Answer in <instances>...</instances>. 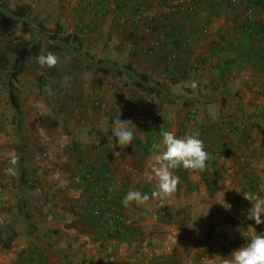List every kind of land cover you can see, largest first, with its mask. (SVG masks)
<instances>
[{"label":"rangeland","instance_id":"obj_1","mask_svg":"<svg viewBox=\"0 0 264 264\" xmlns=\"http://www.w3.org/2000/svg\"><path fill=\"white\" fill-rule=\"evenodd\" d=\"M0 1L25 5L48 32L58 24V35L76 38L71 46L49 43L29 23L30 33L12 43L8 56L11 66L22 50L19 69L0 72V264H220L247 243L240 231L255 234L247 229L252 226L264 233V224L246 219L251 203L243 198L264 184V10L255 7L263 0L227 5L200 0L190 14L183 11L185 0ZM248 9L263 32L251 42L240 27ZM172 33L185 43L184 54L160 46ZM8 41L0 36V51ZM32 44L39 45L35 55ZM237 47L246 51L244 64L225 73ZM42 50L63 63L40 87L35 57ZM124 65L149 76L152 84L137 85L141 81ZM65 75L71 78L67 87L61 85ZM49 86L54 95L45 92ZM117 117L136 126L132 144L124 149L112 137ZM163 131L204 141L212 157L205 175L181 168L174 172L180 183L171 198L124 206L130 190H155L149 174L160 151L153 146L161 143ZM103 135L107 143L100 146ZM140 150L147 160L135 162L131 157ZM12 156L18 158L15 165ZM103 163L110 201L135 225L124 234L98 230L89 219L97 197L87 188ZM159 208L186 217V230L158 222Z\"/></svg>","mask_w":264,"mask_h":264},{"label":"clouds","instance_id":"obj_2","mask_svg":"<svg viewBox=\"0 0 264 264\" xmlns=\"http://www.w3.org/2000/svg\"><path fill=\"white\" fill-rule=\"evenodd\" d=\"M21 33L18 31L17 35ZM53 43V42H49ZM35 63L40 69H52L57 65H62V60L55 53L48 51L41 53L35 57ZM70 77L65 75L61 79V85L67 87L70 82ZM193 89L197 87L195 81L190 85ZM48 95H54L53 89L49 86L45 88ZM133 129L136 126L131 120L120 121L119 117L113 120L111 132L115 140L116 146L120 149L127 148L132 144L134 138ZM162 141L159 145H154L155 148L160 149L159 154L155 155L154 163L150 169V179L156 182V188L151 194L142 193L141 191L130 190L123 198L122 203L128 206L135 202L139 205H144L150 199H169L177 191L180 183L179 176L174 172L177 169H183L192 173H203L208 167L207 162L212 159L211 154L205 150L204 141L198 136L185 135L177 137L171 131H163L161 133ZM116 157L120 156V152H114ZM18 158L12 156L10 163L15 165ZM7 173L14 175V169H6ZM264 184L258 185L256 193H246L243 198L251 203V208L247 211L246 219L254 221L255 225L264 224L262 216H264ZM223 207L226 210L230 209V205L223 202ZM226 205V206H225ZM251 234L248 230L240 231V235L247 241L239 249L233 251L230 256L221 258L220 264H264V233L257 234L252 226Z\"/></svg>","mask_w":264,"mask_h":264},{"label":"trees","instance_id":"obj_3","mask_svg":"<svg viewBox=\"0 0 264 264\" xmlns=\"http://www.w3.org/2000/svg\"><path fill=\"white\" fill-rule=\"evenodd\" d=\"M196 1H200V0H185L186 2V7L183 8L185 12H188L189 14L191 13L192 10V6H193V2L197 3ZM222 2L223 5H227L228 3L231 4V2H229L230 0H220ZM233 3L235 2H239L240 0H231ZM256 2V1H255ZM209 3L211 4V2L209 1ZM225 3V4H224ZM103 5H105L103 3ZM212 5V4H211ZM255 7L257 8H261L262 10H264V0L263 1H257V3H255ZM177 8L181 9L182 6H177ZM105 10H107L105 8ZM173 13H179L180 11L176 8H172ZM252 10L247 11L246 14V18L245 21L243 20V22L240 24V27L243 31H245V33H247V38H253L254 35L257 36H263V32H258L257 28L255 27V25L257 24L256 21H252L250 16L252 14ZM30 24H33L36 27V31H37V35L38 37H44L47 40H50L51 42L57 41L66 45H72L74 41H76V38L72 35H67V36H62V35H58V31L61 28L60 25H56L53 31H47V28L45 27L44 24H42L41 22L38 21L37 19V13L32 12L31 10H29V8L27 6H23V5H19V6H6L4 5V3L2 1H0V36H5L9 39L8 41V45L6 46V48L4 49V51H0V72H7L8 73V67H11V69H19V64L21 62L22 56H23V52L22 50L17 54V56H15L14 58V63H12L11 66H9V53L11 52V50H13L14 48V44H12L13 42H21V37L24 34L30 33V30L28 29V27L30 26ZM20 32V35H17V32ZM176 36L172 33L169 35H166L165 37H163L160 41V46L163 47L164 45L168 46L170 48V50L175 53L174 51H180V53L184 54L185 51H187V47L185 45V43H181L180 41L175 39ZM251 40V39H250ZM227 41V39H226ZM29 42V43H27ZM26 44L29 45L31 44V40L27 41ZM179 42V44H178ZM79 47V45H77ZM39 50V45L38 44H32L30 45V51L31 53H33L35 55V53ZM103 60L98 59L96 60V62L101 63ZM225 68L227 67V64L224 65ZM36 67V65H35ZM123 68L126 71L131 72L135 78L138 81L141 82H137L136 84L141 86V83H145V84H152L151 83V79L149 76H147L146 74L142 73V72H137L135 71L130 65H124ZM166 72L169 73V75H172V70L169 68L167 69V67L165 68ZM35 70L39 71V74L37 76V81H38V85L41 87L42 84L44 83L45 78H53L55 76H57V68H52V69H40L39 66L37 65V69L35 68ZM230 71V67L225 69V73H228ZM11 75L13 76L14 74L11 73ZM156 85H158L160 88H163L162 85H159L158 83H155ZM150 90H152V88H150ZM10 102L12 104V107L17 110L18 106L16 103V99L15 97L11 94L9 96ZM261 134L264 136V131H261ZM104 136V135H103ZM106 138L105 136L103 138H101L99 140V144H101L100 146L106 144V140L104 139ZM109 158H110V154H109ZM93 170V168H89L88 172H93L91 170ZM107 170V172H106ZM180 169L175 170V172H179ZM98 174H97V178L101 181V182H109L110 181V176L108 173V168H107V164L103 163L100 166H98ZM205 171L202 173L203 175H205ZM92 174V173H91ZM101 184V183H100ZM95 186V188H94ZM92 190L96 191L98 188V183L95 182V185H91ZM95 197V203L94 204H90V211H89V219H91L92 224L98 225L100 227V223H101V216L100 213H102L104 207L102 205H107V204H112L114 206H116L114 204V202L110 201L109 198H107L104 195H96ZM94 208H100L99 209V214H94L92 212V209ZM157 214L159 215L157 221L160 222L163 226H176L179 227L180 229H182V231L186 230V223H185V219L186 217H182L180 218V214L175 213L174 215H170V213L166 210V208H159L157 210ZM182 214V213H181ZM103 229V231L107 232L108 228L106 227L105 224H103L100 229ZM131 230V229H130ZM109 234V233H108ZM165 260V259H164ZM97 264H103V261L98 260Z\"/></svg>","mask_w":264,"mask_h":264},{"label":"crops","instance_id":"obj_4","mask_svg":"<svg viewBox=\"0 0 264 264\" xmlns=\"http://www.w3.org/2000/svg\"><path fill=\"white\" fill-rule=\"evenodd\" d=\"M238 33V32H237ZM238 39V38H237ZM251 39V40H250ZM254 38H247V40H250V42L253 40ZM247 40H245V41H247ZM238 42V41H237ZM242 45H243V43H242ZM250 46H252V45H250ZM250 46L248 47V48H250ZM243 47V46H242ZM242 47H237L235 50H236V53H237V55H236V57H235V54L234 55H231V57H229V59H228V61L226 60V64H227V67H230L233 71H237L238 69L237 68H239L241 65H243L244 63H243V58L245 59V54H246V51H245V49L243 50V48ZM239 48V49H238ZM261 51H264V49H262ZM252 62H253V59L252 58H249V57H247L246 58V64H249L250 66L252 65ZM264 62V61H263ZM226 67V68H227ZM240 68H242V66L240 67ZM239 68V69H240ZM155 145V144H154ZM149 147H152L151 145H148ZM153 148H154V146H153ZM137 152V151H136ZM130 154H132L131 152H130ZM131 157V156H130ZM146 156H145V153H144V151L143 152H141V150L140 151H138L137 152V155L136 156H132L131 157V159L132 160H136L135 162H137V160H139V161H141V160H147L146 158H145ZM84 158H85V156H84ZM81 160H83L82 158H81ZM98 166H100V164L98 165ZM91 168H93V170H91V171H93V172H95V168L93 167V166H90ZM89 167V168H90ZM93 172H91L92 174H93ZM106 172H107V170H106ZM96 173L98 174V172L96 171ZM91 174V175H92ZM96 177H97V175H96ZM91 180V179H90ZM87 181H89V180H87ZM102 181V180H101ZM99 179H97V180H95V181H93V182H91L89 185H90V187L89 188H87L90 192H91V194L93 195V196H96V195H104V196H106L107 198H110L109 197V195L110 194H113V191L111 190V186H107L106 187V185H105V183L104 182H101ZM95 182H97L98 183V188H97V190L96 191H93L92 190V187H91V185H95ZM101 183V184H100ZM123 183H125L124 182V180H122V181H120V184H123ZM141 187H143V181H141ZM145 186V185H144ZM123 187V186H122ZM140 187V188H141ZM94 188H95V186H94ZM143 188H145V187H143ZM123 189H125L124 187H123ZM85 190V189H84ZM83 190V191H84ZM86 192H87V190H85ZM94 226V225H93ZM95 228H97L98 230L100 229V227L98 226V225H95ZM161 258H167L165 255L163 256V257H161Z\"/></svg>","mask_w":264,"mask_h":264},{"label":"built area","instance_id":"obj_5","mask_svg":"<svg viewBox=\"0 0 264 264\" xmlns=\"http://www.w3.org/2000/svg\"><path fill=\"white\" fill-rule=\"evenodd\" d=\"M181 3L182 0H179ZM250 11V10H249ZM104 209L100 213L101 224H105L108 228L109 234H124L127 230H132L135 225L132 221L127 219L126 216L122 215L116 206L112 204L102 205ZM100 208L92 209L94 214H99ZM170 232L175 235L177 234L176 228H170Z\"/></svg>","mask_w":264,"mask_h":264}]
</instances>
